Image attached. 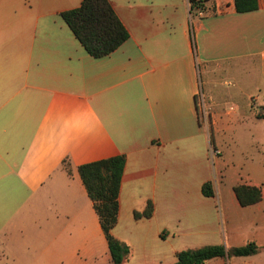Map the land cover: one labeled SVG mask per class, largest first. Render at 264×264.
Returning a JSON list of instances; mask_svg holds the SVG:
<instances>
[{
  "label": "crops",
  "instance_id": "obj_1",
  "mask_svg": "<svg viewBox=\"0 0 264 264\" xmlns=\"http://www.w3.org/2000/svg\"><path fill=\"white\" fill-rule=\"evenodd\" d=\"M82 1L0 0V264H105L78 168L120 155L113 235L131 248L124 264H173L221 243L222 210L231 247H261L249 241L264 242L261 224L239 214L264 200V137L252 143L264 120V0L243 14L234 0L204 11L109 0L129 39L100 59L61 16ZM237 185L260 188L262 201L242 207ZM149 202L152 217L136 220Z\"/></svg>",
  "mask_w": 264,
  "mask_h": 264
},
{
  "label": "trees",
  "instance_id": "obj_2",
  "mask_svg": "<svg viewBox=\"0 0 264 264\" xmlns=\"http://www.w3.org/2000/svg\"><path fill=\"white\" fill-rule=\"evenodd\" d=\"M206 0H190L193 11H204ZM239 14L254 12L260 9L259 0H234ZM77 40L87 53L100 59L118 50L129 39V33L118 18L109 0H83L77 9L61 14ZM126 165L124 155L81 165L79 175L93 202L99 218L101 229L108 243L111 264H124L131 255V248L119 241L113 230L118 223L119 195ZM234 193L239 204L246 208L262 201V190L257 187L237 185ZM203 195L214 197V186L207 182L202 188ZM154 206L148 203L144 212L135 213V219L151 218ZM261 248L254 242L240 247L211 245L196 249H187L177 254L173 264H205L221 258L250 257L257 255Z\"/></svg>",
  "mask_w": 264,
  "mask_h": 264
},
{
  "label": "rangeland",
  "instance_id": "obj_3",
  "mask_svg": "<svg viewBox=\"0 0 264 264\" xmlns=\"http://www.w3.org/2000/svg\"><path fill=\"white\" fill-rule=\"evenodd\" d=\"M253 135H255V140H253V142H252L253 148H254L255 145H259V143H261L260 141H258L259 135L261 137H264V120L253 121ZM214 152H215L216 157H218L217 152L216 151H214ZM238 176L240 177V179L242 181L243 174H238ZM227 177H228V174L223 173L220 180L223 183H225L227 181ZM230 191H232V188L230 189ZM263 192H264V190H263ZM219 198H221V197L219 196ZM221 206H222V204H221ZM227 213L228 212H223V210L221 211V227L224 231L223 238H221V243H219V244H216L215 242L214 243H215V245H225L227 247H231L232 244H230L229 237L227 234V226L229 223L228 222L229 216ZM239 216H241L240 217L241 219H245V221H243V222H246L247 224H248V222L253 223L255 221H258V223L261 224L260 228L263 230L264 229V225H263V222H264V200H263L262 207L260 208V210L251 209L250 211L246 212V214H239ZM254 228H256V227L252 226V232H255ZM259 239H261V238H251V240H249V241L257 240L258 243H260L259 245L261 246L260 247L261 250L257 255L250 256V257H239V258L234 257V258H230V259H223V263L224 264H264V242H261V240H259ZM109 258H110V254H109V251L107 249V260H106L105 264H110ZM100 260H101V263L104 264L103 256ZM205 264H222V259H213V260L206 262Z\"/></svg>",
  "mask_w": 264,
  "mask_h": 264
}]
</instances>
